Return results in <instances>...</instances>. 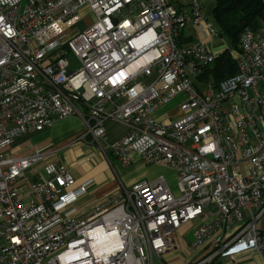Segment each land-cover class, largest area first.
I'll return each instance as SVG.
<instances>
[{"label":"built area","instance_id":"obj_1","mask_svg":"<svg viewBox=\"0 0 264 264\" xmlns=\"http://www.w3.org/2000/svg\"><path fill=\"white\" fill-rule=\"evenodd\" d=\"M199 33L217 35L201 0H0V264H171L186 228L200 254L186 264H264V41L244 29L236 73L214 84ZM179 95V117L153 119ZM69 117L101 151L106 125H125L108 153L171 169L178 195L159 176L66 214L91 180L74 188L45 150L5 152Z\"/></svg>","mask_w":264,"mask_h":264},{"label":"crops","instance_id":"obj_2","mask_svg":"<svg viewBox=\"0 0 264 264\" xmlns=\"http://www.w3.org/2000/svg\"><path fill=\"white\" fill-rule=\"evenodd\" d=\"M201 2L205 15L208 11L211 12L214 6V0H201ZM256 34L264 41V26L258 29ZM205 35L202 33L198 34L201 38V42L215 56L227 48L226 42L220 39L218 34L215 36ZM188 41L189 39L186 40V42ZM233 55L234 53H232V56ZM179 105L171 108L174 110L170 114L171 117H164L162 120L157 121L164 122L179 117ZM158 109L153 111L152 117ZM83 128L82 122L77 117H69L55 122L52 126L41 132L31 133L16 139L8 148V153L16 155V157H26L33 154L35 150H45L47 153L45 161H55L65 166L74 178V188H77L87 180H91V184L88 186L86 193L80 197L74 205L66 210V214H70L71 216L83 215L109 196L118 192L121 185L125 188L131 187L136 182L143 180L144 176L148 174V170H145L146 174L140 172L137 176H131L129 179L127 178L128 181L126 185L121 181L120 174H122V176H127V174L135 173L136 168L140 169L142 165L139 156L132 154L130 166L124 168L119 165L116 159L108 153L106 149L107 146L119 140L127 133V127L125 125L119 122H111L106 125L105 137L102 142L104 151H101L98 147L89 143L84 144L75 142V139L83 132ZM129 168V172H124ZM39 171V168L36 171H30L28 177L31 178L33 173ZM56 185L59 187L58 183H56ZM188 229L189 228L183 230V234L187 233L189 231ZM184 251L185 249L180 245V251L168 257L171 264L181 262L180 259L177 258V255ZM188 252L189 253L186 251V260L183 264L192 263L196 257L199 258L200 256V254ZM218 263L230 264L227 261ZM234 264L249 263L239 260Z\"/></svg>","mask_w":264,"mask_h":264},{"label":"trees","instance_id":"obj_3","mask_svg":"<svg viewBox=\"0 0 264 264\" xmlns=\"http://www.w3.org/2000/svg\"><path fill=\"white\" fill-rule=\"evenodd\" d=\"M210 15L218 27V37L227 44L204 74L217 84L236 73L232 53L239 52L241 32L247 28L256 32L264 26V0H214ZM213 264H219L217 259Z\"/></svg>","mask_w":264,"mask_h":264},{"label":"rangeland","instance_id":"obj_4","mask_svg":"<svg viewBox=\"0 0 264 264\" xmlns=\"http://www.w3.org/2000/svg\"><path fill=\"white\" fill-rule=\"evenodd\" d=\"M207 9V8H206ZM210 9V8H209ZM207 15V18H208V21L211 22L212 24V28L215 32H218V27L217 25L215 24V22L212 20V17L210 15V12L208 11L206 13ZM81 17H82V20L81 22L75 27L76 30H83L84 28H87L90 26L91 22L94 20V17L93 15L89 12V11H85L81 14ZM187 34V32H186ZM67 59H68V62L70 64V67L73 69V70H76L78 69L79 65H78V62L77 60L74 58V56L72 54H69L67 56ZM184 100V97L183 95H179L177 97H175L173 100H171L168 104H166L165 106H162L160 107L157 112L153 115V119L154 120H162L164 117H171V113L174 111L173 109L171 108H174L176 106H178L179 104H181V102ZM78 118V117H77ZM79 119V118H78ZM80 120V119H79ZM6 155L9 156V157H16V155H13V154H9L8 153V150H6ZM113 162V161H112ZM145 170H148V174L145 173ZM130 171V168L129 169H126L124 172H129ZM140 172H144L146 175L144 176L143 180L141 181H151L153 179H150V178H157L159 177L160 175H162L168 186L170 187V190L171 192L174 194V195H178V187H177V179H176V176H175V172L172 171L171 169L169 168H165V167H162V166H157V165H145L142 163L141 165V168L138 169L136 168V172L134 173H130V174H127V176H122V174H120V178H121V181L124 182V185H126V182L128 181V179L131 177V176H137L140 174ZM128 178V179H127ZM127 179V180H126ZM140 182V181H138ZM136 182V183H138ZM58 187V185H56ZM130 188V187H128ZM61 215H63L61 213ZM196 225V224H195ZM194 225V226H195ZM192 225V227H194ZM257 227L259 229H264V218L257 224ZM193 238H192V230H189L187 233H184L182 237L179 238V243L181 245V247L183 249H185L184 252L180 253L177 255V258L180 259L181 262L177 263V264H183L184 261L186 260V251L187 253H189L187 247H189L190 243L192 242ZM199 258L196 257V259H194V262H196Z\"/></svg>","mask_w":264,"mask_h":264}]
</instances>
